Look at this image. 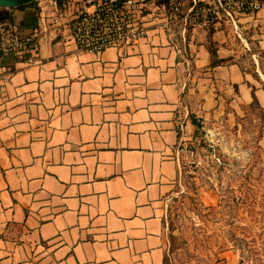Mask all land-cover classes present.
<instances>
[{"label": "crops", "instance_id": "0c3cea01", "mask_svg": "<svg viewBox=\"0 0 264 264\" xmlns=\"http://www.w3.org/2000/svg\"><path fill=\"white\" fill-rule=\"evenodd\" d=\"M53 1L0 7V20L31 32ZM157 21L101 53L66 40V24L43 32L41 64L0 53V264H168L165 196L191 114L255 95L264 145V70L237 59L264 49V8L238 31ZM211 47L227 61L212 67Z\"/></svg>", "mask_w": 264, "mask_h": 264}, {"label": "rangeland", "instance_id": "374dc122", "mask_svg": "<svg viewBox=\"0 0 264 264\" xmlns=\"http://www.w3.org/2000/svg\"><path fill=\"white\" fill-rule=\"evenodd\" d=\"M250 44L237 59L264 70V49ZM199 118L165 196L168 264H264L261 107L226 99L224 112Z\"/></svg>", "mask_w": 264, "mask_h": 264}, {"label": "built area", "instance_id": "2783aa9c", "mask_svg": "<svg viewBox=\"0 0 264 264\" xmlns=\"http://www.w3.org/2000/svg\"><path fill=\"white\" fill-rule=\"evenodd\" d=\"M42 1V0H40ZM54 12L44 3L37 25L22 32L10 19L0 20V53L30 64H41V40L50 26L67 25L66 40L80 49L101 53L108 47L138 44L148 23L171 28L179 20L187 25L230 23L236 31L243 16L256 15L264 0H54ZM189 58V63H190ZM8 69V68H7ZM6 69V70H7ZM181 145H179L180 148Z\"/></svg>", "mask_w": 264, "mask_h": 264}, {"label": "trees", "instance_id": "16d2710c", "mask_svg": "<svg viewBox=\"0 0 264 264\" xmlns=\"http://www.w3.org/2000/svg\"><path fill=\"white\" fill-rule=\"evenodd\" d=\"M23 5H21L22 7ZM210 51H211V54L213 56V59H212V62H211V66L214 67L216 65H219V64H222V63H225L227 61L226 58H220L218 56V53H217V50L214 48V47H211L210 48ZM253 102H255L257 105H259V103L257 102L256 100V96L254 95V99H253ZM260 106V105H259ZM261 107V106H260ZM192 115V120H193V123L196 125V131L195 133L198 132V129L202 126V123H201V119L198 118L195 114H191Z\"/></svg>", "mask_w": 264, "mask_h": 264}, {"label": "water", "instance_id": "95a60500", "mask_svg": "<svg viewBox=\"0 0 264 264\" xmlns=\"http://www.w3.org/2000/svg\"><path fill=\"white\" fill-rule=\"evenodd\" d=\"M36 0H0V7L13 8L31 3Z\"/></svg>", "mask_w": 264, "mask_h": 264}]
</instances>
